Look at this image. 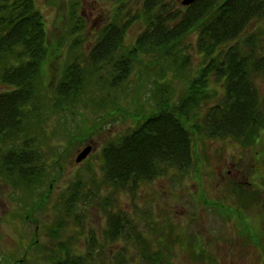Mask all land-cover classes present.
Listing matches in <instances>:
<instances>
[{
    "label": "trees",
    "instance_id": "1",
    "mask_svg": "<svg viewBox=\"0 0 264 264\" xmlns=\"http://www.w3.org/2000/svg\"><path fill=\"white\" fill-rule=\"evenodd\" d=\"M179 3L174 8L171 0H139L135 6L129 0H114L111 18L92 47L78 52L74 49L81 48V40L73 38L67 61L51 82L45 64L58 55L59 42L48 43L34 0H0V175L24 190L25 200L35 197L32 210L42 209L50 191L46 172H39L46 164L42 148L48 140L47 124L55 114L74 113L87 86L118 92L126 90L130 74L139 73L133 110L118 107L115 99L101 102L105 116L116 111L132 120L100 151L102 181L113 193L132 192L142 181L197 166L198 139L232 138L248 144L264 129V99L256 85L264 76V0ZM71 18L72 33H80V16L73 11ZM253 23L257 27L247 32ZM134 24L142 30L128 45L127 33ZM192 35L195 52L188 45ZM146 92L150 94L142 106L140 98ZM97 126L86 121L71 140L90 139ZM253 198L259 200L250 193L241 201L246 205ZM123 210L109 212L100 236L87 237L80 253L71 249L70 239L60 240V216L46 226L56 240L54 249L37 253L50 264H160V250L154 249L160 243L132 224ZM36 241L32 239L28 250ZM27 263L23 255L11 264Z\"/></svg>",
    "mask_w": 264,
    "mask_h": 264
},
{
    "label": "rangeland",
    "instance_id": "2",
    "mask_svg": "<svg viewBox=\"0 0 264 264\" xmlns=\"http://www.w3.org/2000/svg\"><path fill=\"white\" fill-rule=\"evenodd\" d=\"M137 1L129 0L133 6ZM171 1L174 8L181 6L180 0ZM34 3L43 15L48 43L59 42L58 55L45 64L47 80L55 82V76L57 79L67 61L73 38L81 40V48L72 49L88 51L98 32L109 22L114 0H34ZM73 11L83 22L80 33H72ZM251 25L247 32L257 27L255 23ZM141 30L139 24L130 27L125 43L130 45ZM188 45L195 52L194 35L189 37ZM198 59L196 55L194 60ZM138 74H130L126 90L118 92L87 86L74 113L62 112L50 119L46 127L48 140L42 148L46 164L39 172H46L45 183H51L42 209L32 210L35 197L25 200L24 190L14 188L0 175V264H11L23 255L27 264H50L37 252L45 248L49 254L54 249L56 240L46 226L54 224L60 216L64 219L60 240L70 242V239L71 249L83 252L87 237H99L106 227L107 214L119 209H124L131 223L155 244L160 243L154 246L160 250V264H166L167 260L171 264H264V129L248 144L232 138L205 137L203 142L198 139L194 145L200 156L197 166L191 165L185 173L166 172L151 181H142L132 192L113 193L102 181V145L131 126L132 120L116 111L105 116L101 102L115 99L118 107L133 110ZM256 85L264 99V76L258 77ZM144 94L140 98L142 106L150 92ZM86 121L99 124L90 139L71 140L86 127ZM86 145L91 146V151L76 162V156ZM75 188L80 189L77 195ZM250 193L259 200L253 198L245 205L241 197ZM70 203L69 210L64 211V206ZM235 207L238 211L232 212ZM26 211L30 220L26 219ZM32 239L37 240V245L28 250Z\"/></svg>",
    "mask_w": 264,
    "mask_h": 264
},
{
    "label": "water",
    "instance_id": "3",
    "mask_svg": "<svg viewBox=\"0 0 264 264\" xmlns=\"http://www.w3.org/2000/svg\"><path fill=\"white\" fill-rule=\"evenodd\" d=\"M195 0H181V4L182 5H189L192 2H194ZM91 151V146L90 145H86L76 156L75 161L76 162H80L83 159H85L87 157V155L89 154V152Z\"/></svg>",
    "mask_w": 264,
    "mask_h": 264
},
{
    "label": "flooded vegetation",
    "instance_id": "4",
    "mask_svg": "<svg viewBox=\"0 0 264 264\" xmlns=\"http://www.w3.org/2000/svg\"><path fill=\"white\" fill-rule=\"evenodd\" d=\"M263 203H264V199H263Z\"/></svg>",
    "mask_w": 264,
    "mask_h": 264
}]
</instances>
